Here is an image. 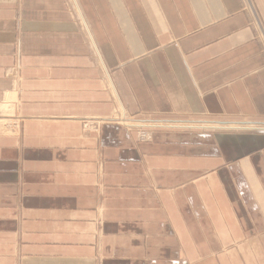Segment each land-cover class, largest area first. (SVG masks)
Wrapping results in <instances>:
<instances>
[{
  "label": "crops",
  "instance_id": "obj_1",
  "mask_svg": "<svg viewBox=\"0 0 264 264\" xmlns=\"http://www.w3.org/2000/svg\"><path fill=\"white\" fill-rule=\"evenodd\" d=\"M121 109L264 123V0H0V264H264V132Z\"/></svg>",
  "mask_w": 264,
  "mask_h": 264
},
{
  "label": "rangeland",
  "instance_id": "obj_2",
  "mask_svg": "<svg viewBox=\"0 0 264 264\" xmlns=\"http://www.w3.org/2000/svg\"><path fill=\"white\" fill-rule=\"evenodd\" d=\"M20 92L21 91H19V89H18L15 98H18V94ZM4 100H5L4 101L5 104H3V105H4V108L6 109L7 112L5 114L4 113H1V114L2 115H5V116H7V115L8 116L14 115L15 114V106L17 105L18 101L15 100V99H13V101L11 102V101L8 100V98H5ZM120 115H121V112H120ZM115 116H119V115H115ZM2 120H4V119H2ZM11 121L14 122L16 120H11ZM138 121L141 122L140 123L141 125L134 124V126H139V127L142 126L143 127V128H141V130H143L142 132L148 131V129H146V128H152V127L156 126L155 123H159V122H161V123H165V122L188 123L187 126H190V127H192V126L204 127V128H201V129L200 128L192 129L193 131H195V130H199V131H201V130L202 131H221V130H224V131H260V132H264V130H250L248 128H243V129L224 128V127H228V126H232L233 128H236L234 126H239V127H248V126L264 127V123H247L246 122V123H222V124H219V123H209V122H206V121L178 120V119H166V118H161V119H158V118H156V119H143V120H138ZM8 123H11V122H9L8 119H7V121L6 120L2 121L3 127L5 126V130H7L6 126H7ZM122 123L124 125H127L128 124V123H125V122H122ZM131 123H133V122H131ZM145 123H152V124L147 125ZM129 125H133V124H129ZM167 125H170V124H167ZM175 125H177V127H179V126H183L184 124H175ZM211 125H216L219 128H224V129H211V128H209ZM145 126H148V127L144 128ZM162 126H166V125H162ZM169 129H172V130H181L180 128H156V129H151L152 130L151 133L154 130H169ZM133 130L135 131V129H133ZM187 130H191V128H189ZM136 139H137V137H136ZM151 139H152V137H151Z\"/></svg>",
  "mask_w": 264,
  "mask_h": 264
},
{
  "label": "built area",
  "instance_id": "obj_3",
  "mask_svg": "<svg viewBox=\"0 0 264 264\" xmlns=\"http://www.w3.org/2000/svg\"><path fill=\"white\" fill-rule=\"evenodd\" d=\"M11 91V90H10ZM10 91H8V92H10ZM16 94H17V92H16ZM15 94V95H16ZM10 98V99H9ZM15 97H13L12 95H9L8 96V100L9 101H13V99H14ZM9 103V102H8ZM120 118V119H119ZM112 120V119H111ZM113 121V120H112ZM114 121L115 122H118V123H120V124H123L122 122H126V123H128V124H137V125H141L140 123V121H138V120H136V119H131V118H126L125 117V115L122 117V116H120V117H116L115 119H114ZM131 122H133V123H131ZM145 124H147V125H149V124H152V123H145ZM154 124V123H153ZM167 124H185V125H187L188 123H173V122H165V123H161V122H159V123H155V125H157V126H154V127H152V128H146V127H144V128H146V129H148V131H146V132H142L143 130H141V128H143L142 126L141 127H139V126H131V127H127V125H126V127L127 128H129V129H135V131H136V137H137V141H139V142H146V141H150L151 140V137H152V133H151V129H156V128H166V127H163L162 125H167ZM144 125V124H143ZM18 127V123H17V121H14V122H11V123H8L7 124V128H9L10 130H12V131H14L16 128ZM86 127V126H85ZM167 128H172V127H167ZM176 128H180V129H189V127H176ZM254 130H264V127H258V128H254Z\"/></svg>",
  "mask_w": 264,
  "mask_h": 264
},
{
  "label": "bare ground",
  "instance_id": "obj_4",
  "mask_svg": "<svg viewBox=\"0 0 264 264\" xmlns=\"http://www.w3.org/2000/svg\"><path fill=\"white\" fill-rule=\"evenodd\" d=\"M109 85H111V83L109 82ZM111 87H113L112 85H111ZM111 91V90H110ZM113 91V90H112ZM115 95V94H114ZM118 104H119V102H118ZM119 106H120V104H119ZM3 108H4V106H3ZM122 108V107H121ZM7 111H6V109L4 108L3 109V111L1 112V113H6ZM1 115V114H0ZM121 115H122V117L125 115V113H124V111H123V109H121ZM126 123V122H125ZM127 126L128 127H131L132 125H129V124H127ZM134 126V125H133ZM157 126V125H156ZM145 127H148V126H145ZM163 127H173V126H170V125H166V126H163ZM182 127H188L187 125L185 126V124L182 126ZM190 127V126H189ZM192 127H197V126H192ZM234 127H236V128H233L232 126H228V127H224V128H232V129H243V128H248V129H250V130H254V128H258V127H254V126H248V127H239V126H234ZM214 128V127H213ZM216 128V127H215ZM223 128V129H224Z\"/></svg>",
  "mask_w": 264,
  "mask_h": 264
}]
</instances>
